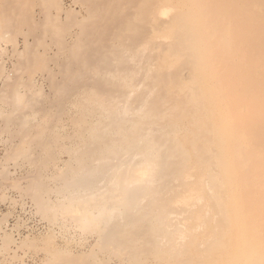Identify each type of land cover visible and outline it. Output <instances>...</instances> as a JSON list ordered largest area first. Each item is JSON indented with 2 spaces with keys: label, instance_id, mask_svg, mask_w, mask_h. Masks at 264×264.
Masks as SVG:
<instances>
[{
  "label": "bare ground",
  "instance_id": "6f19581e",
  "mask_svg": "<svg viewBox=\"0 0 264 264\" xmlns=\"http://www.w3.org/2000/svg\"><path fill=\"white\" fill-rule=\"evenodd\" d=\"M169 2L108 6L125 12L121 31L99 41L109 80L98 82L99 68L90 75L99 88L124 93L98 102L105 119L91 135L100 155L117 160L95 172L84 167L87 176L73 180L76 194L54 209L80 240L95 234V245L124 249L126 263L264 264V0H186L175 28L162 36L171 44L160 75L175 85L160 93L158 75L143 71L142 62L148 23L166 18ZM128 79L137 83L126 91ZM174 94L181 110L170 102ZM181 131L183 138L190 131L202 181L190 173Z\"/></svg>",
  "mask_w": 264,
  "mask_h": 264
},
{
  "label": "rangeland",
  "instance_id": "374dc122",
  "mask_svg": "<svg viewBox=\"0 0 264 264\" xmlns=\"http://www.w3.org/2000/svg\"><path fill=\"white\" fill-rule=\"evenodd\" d=\"M185 1L170 0L166 9L169 15L160 22L152 19L148 23L150 49L142 62L143 71L158 75L160 93L161 88L175 85L160 75L164 71L163 50L171 44L162 36L165 30L175 28L174 16L185 10ZM112 2L123 6V0H0V264L127 262L123 257L129 254L121 247L114 251L110 243L95 245V234L88 235V241L80 240L54 209L76 194L74 181L87 176L82 175L88 170L85 168L91 166L95 172L100 163L117 160L111 153L100 155L98 140L91 135V130L95 132L105 119L98 102L107 105L124 93L113 85H98L101 80H109L108 68L99 62L106 49L99 41L121 31L117 22L125 13L107 10ZM103 16L107 18L98 28ZM98 68L96 83L90 72L96 74ZM147 82L140 87L144 89ZM136 83L125 80V90ZM173 96L170 102L177 104L175 111L181 110V100ZM145 112L144 108L143 118ZM183 120L186 124L187 119ZM187 126L190 129L188 122ZM186 134L183 138L181 131L176 136L189 152L190 173L202 181L190 131ZM23 200L30 202L34 218L45 225L43 232L29 230L35 229L37 222L19 205ZM21 227L29 231L20 232ZM201 237L198 235L196 241L200 242ZM143 261L151 263L144 257Z\"/></svg>",
  "mask_w": 264,
  "mask_h": 264
},
{
  "label": "built area",
  "instance_id": "2783aa9c",
  "mask_svg": "<svg viewBox=\"0 0 264 264\" xmlns=\"http://www.w3.org/2000/svg\"><path fill=\"white\" fill-rule=\"evenodd\" d=\"M30 202H27L26 200H23L22 203L19 202V205L22 207L23 210H26V212H28L29 216L31 219H33L34 221H36L37 223L35 224L34 227H36L35 229H29V230H35L37 232H43L45 230V225L43 223L40 222V220L34 218V215L32 214V209L30 208ZM40 222V223H39ZM16 223V221H14V224ZM13 224V225H14ZM15 227V226H14ZM29 230H23L21 227L20 232H28Z\"/></svg>",
  "mask_w": 264,
  "mask_h": 264
}]
</instances>
